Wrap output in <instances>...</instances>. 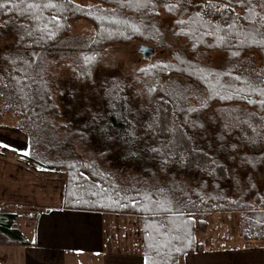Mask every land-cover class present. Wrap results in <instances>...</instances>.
Listing matches in <instances>:
<instances>
[{"label":"trees","instance_id":"16d2710c","mask_svg":"<svg viewBox=\"0 0 264 264\" xmlns=\"http://www.w3.org/2000/svg\"><path fill=\"white\" fill-rule=\"evenodd\" d=\"M90 1L0 0V37L16 35L0 57V122L19 119L29 161L63 173L64 210L135 218L145 264L204 252L198 235L216 214H239L245 242L264 244V185L240 178L264 167V0ZM162 12L190 55L158 28ZM79 22L93 38L74 49ZM136 42L169 58L131 79L102 64ZM18 220L0 213V234L28 247Z\"/></svg>","mask_w":264,"mask_h":264},{"label":"rangeland","instance_id":"374dc122","mask_svg":"<svg viewBox=\"0 0 264 264\" xmlns=\"http://www.w3.org/2000/svg\"><path fill=\"white\" fill-rule=\"evenodd\" d=\"M77 4L81 6L90 7L92 2L90 0H73ZM174 20L165 15L164 12L160 14V17L155 20V23L167 36V41L169 43H174L175 48L177 50L183 51L184 53H188L189 45L184 41H176L173 39L172 32L174 26ZM75 30H73V36L70 41L71 47L74 49L81 48L86 46L88 43H91L93 38V31L90 27H88L84 22H79L75 24ZM4 36L0 37V57L4 53L9 50V46L16 43V35L13 33H5ZM142 45H148L143 42H136L129 47H118L111 48L104 55V59L102 64L104 66H108V68H115L120 71L125 77L133 78L136 77L139 70L144 67H147L149 64L153 63L155 60H167L169 58V54L165 52H161V50L156 49L155 56L151 61L143 59V55H141L140 49ZM152 46V45H151ZM190 55V53H188ZM256 63L261 66L264 62L263 59L256 54ZM1 59V58H0ZM199 61H201L204 65L208 67H212L214 69L219 70H227L229 65L227 64L228 59L227 56L221 52H206L201 51L198 56ZM70 65V63H68ZM68 67H64L59 70L58 76L61 78H66L68 73ZM175 83H183L184 80L181 78L174 79ZM185 83V82H184ZM137 93H142L143 98L145 97V89L142 86H138ZM19 119L6 117L2 122H0V145L3 146L7 151H4L0 148V200L4 202L10 203L11 201L21 202L22 205H32V206H40V211L32 208H25L22 213V218L19 222V228L23 231L24 223L27 222V217L34 214L32 217H35L36 213H41V207H51L54 203L52 200L53 196H64L65 192V178L63 173H59L56 170H47L44 169L33 162L29 161L24 155L25 152L28 153V143L26 137L23 136L22 133L17 132V125ZM13 149H16L15 152ZM16 152L18 154H16ZM87 154V153H86ZM88 156V154H87ZM26 158V159H25ZM30 163V166L28 165ZM37 169L44 170L45 173L38 171ZM249 173L245 176L241 177L244 180L245 186L248 184V176L253 178V181H259L260 184L264 185V167H260L257 170H247ZM131 172V171H130ZM129 172V174H131ZM121 172H119L120 174ZM128 174V173H127ZM125 175V180H128V175ZM6 210V208L4 209ZM38 216V215H37ZM116 222H119V226L115 225L114 228L117 230L113 233L107 230V242H121L120 250H109L96 257L90 254L82 255L81 258L78 257L77 261H82V264H101L102 260L105 259L107 255L119 254V255H127L126 251H124L122 246L125 245L126 242H130L128 237L131 230L128 226L136 228V232L139 230V226L137 222H134L135 218L132 217H117L111 216ZM132 220V221H131ZM34 221V220H33ZM126 222V223H125ZM128 226H127V225ZM243 225L244 219L239 216V214H216L210 217L209 220V229L206 234H199L198 240L199 243L203 244L205 249H211L216 252H222L227 250H238L245 249L247 247L253 246V244L245 242L243 238ZM138 226V227H137ZM118 227V228H117ZM113 228V229H114ZM135 230V229H134ZM28 233V232H27ZM29 234V233H28ZM136 235V233L134 234ZM119 236V238H118ZM133 244L135 243L137 236H132ZM9 242L3 235L0 234V249L3 252L12 253L11 250L14 247L2 246L1 243ZM141 241V240H140ZM16 244V243H14ZM17 245V244H16ZM260 244L254 245L258 246ZM16 251L22 252L19 244L16 246ZM72 258L74 256H71ZM74 259H77L75 256ZM102 259V260H101ZM86 262V263H84Z\"/></svg>","mask_w":264,"mask_h":264},{"label":"crops","instance_id":"0c3cea01","mask_svg":"<svg viewBox=\"0 0 264 264\" xmlns=\"http://www.w3.org/2000/svg\"><path fill=\"white\" fill-rule=\"evenodd\" d=\"M0 148L7 151L1 145ZM13 150L15 152L16 149ZM16 154L18 153L16 152ZM28 165L30 166V163ZM37 170L45 173L44 170ZM62 197L64 196H53V205L41 207V215L39 216V212L35 214L36 220L30 217L34 214L27 217L28 221L24 223V229L29 234L20 229L30 245L28 247L19 245L22 252L16 251L18 244L10 241L1 243L2 246L15 247L11 250L12 253L3 252L0 249V264H80V261L77 260L82 255L90 254L93 257H99L98 255L104 254L106 250L121 249L120 246L123 245L121 242H107V234H105L107 230L109 229L113 233L117 230L114 226H119V222L111 218L112 215L66 211L62 208ZM5 208L8 211H4ZM25 208L38 210L40 206L22 205L17 201L8 203L0 200V213L16 214L19 217L18 224ZM128 227L130 230L132 229L130 233H126L129 234L130 242H126L122 246L127 255L109 254L104 260L101 259V264H145L141 241L136 239L134 244L132 242V236H137L139 230L136 232V228L133 229L134 226ZM135 233L136 235H134ZM138 238H140L139 233ZM71 256H76L77 259ZM184 264H264V244L234 251L216 252L205 249L202 253L186 256Z\"/></svg>","mask_w":264,"mask_h":264},{"label":"water","instance_id":"95a60500","mask_svg":"<svg viewBox=\"0 0 264 264\" xmlns=\"http://www.w3.org/2000/svg\"><path fill=\"white\" fill-rule=\"evenodd\" d=\"M141 55H143V59L151 61L155 56L156 49L152 46L142 45L140 49Z\"/></svg>","mask_w":264,"mask_h":264},{"label":"snow or ice","instance_id":"6c2138e0","mask_svg":"<svg viewBox=\"0 0 264 264\" xmlns=\"http://www.w3.org/2000/svg\"><path fill=\"white\" fill-rule=\"evenodd\" d=\"M2 6H3V5H0V7H2ZM46 6H47V5H46ZM172 7H174V5H173V6H169V9L171 10ZM178 23H182V21H180V22H178ZM260 43H264V41H261ZM234 54H235V53H234ZM89 59H94V58H89ZM24 155H28V153L25 152Z\"/></svg>","mask_w":264,"mask_h":264}]
</instances>
